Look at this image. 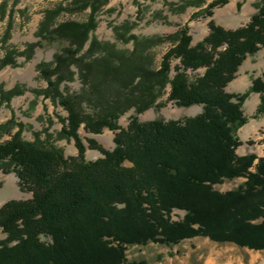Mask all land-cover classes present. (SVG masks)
<instances>
[{
	"label": "trees",
	"instance_id": "trees-1",
	"mask_svg": "<svg viewBox=\"0 0 264 264\" xmlns=\"http://www.w3.org/2000/svg\"><path fill=\"white\" fill-rule=\"evenodd\" d=\"M107 2L74 0L69 11L91 9L86 22H58L62 6L47 10L39 40L24 51L6 47L12 19L0 35V52L5 47L0 69L17 66L18 57L31 60L44 43L66 44L53 61L39 64L48 87L35 92L66 110L67 118L59 117L58 138L74 140L78 150L66 157L49 142L51 134L45 141L38 133L35 141L24 140L23 125L13 117L0 125V138L10 136L0 143V171L14 173L20 188L32 194L0 207V230L6 234L0 240V264H148L129 261L128 248H173L197 237L264 249V219L253 223L264 218V157L255 164L256 155L236 153L243 145L238 131L248 122L243 106L251 94L260 95L257 114H264V77L254 79L244 93L227 91L245 60L264 49V0L245 26L226 29L211 20L209 34L196 45L185 26L173 35L145 38L129 55L96 38L90 41L96 12ZM227 3L214 0L204 10L206 18ZM7 9L8 2H2L1 18ZM166 41L173 46L155 68L144 51ZM174 60L178 64L173 66ZM200 69L204 73L191 80L190 72ZM76 74L81 92L64 94L61 85ZM168 87L169 102L181 108L200 105L202 112L141 121L139 115L148 109L165 106L157 101ZM24 93L20 86L9 91L0 86L3 102ZM131 109L129 124L120 126V116ZM16 126L19 131L13 134ZM82 126L92 134L114 132V149L91 138L89 148L102 157L88 161ZM238 178L246 181L234 190L215 188ZM175 211H183V217L174 220Z\"/></svg>",
	"mask_w": 264,
	"mask_h": 264
},
{
	"label": "rangeland",
	"instance_id": "rangeland-1",
	"mask_svg": "<svg viewBox=\"0 0 264 264\" xmlns=\"http://www.w3.org/2000/svg\"><path fill=\"white\" fill-rule=\"evenodd\" d=\"M8 2L7 14L4 18L0 16V35H3L8 27L9 20H13L11 29V39L6 47L24 51L28 44L39 40L37 36L39 24L43 20L47 10H56L62 6V11L57 21H78L86 22L91 14V9L84 11H69L73 9L74 0H0ZM214 0H108L96 12L97 27L90 35V41L96 38L102 44L109 43L113 50L122 51L129 55L138 42L144 44L145 38L166 37L180 31L183 27H189V33L193 37L192 45L202 41L210 32L209 22L214 20L219 26L226 29H237L248 24L251 16L258 11L261 0H228V3L221 8L214 10L211 18H206L204 10ZM12 11L11 17L9 13ZM196 13H204L196 16ZM138 39H132L131 36ZM66 44L44 43L43 46L35 50L31 60L25 57L17 58V66H7L0 69V86L5 91L20 86L25 91L24 94L14 97L10 102H3L0 94V125L10 120L16 119V123L23 125L21 137L26 141H35L36 134L45 141L47 134L52 135L49 142L64 151L66 157H73L78 154L74 140L60 139L58 135L62 129V122L59 119L67 118L68 113L59 104H55L43 95H38L35 91H40L48 87L47 81L40 76L38 66L42 62H51L54 56ZM90 44L88 43L82 53L86 52ZM173 43L166 41L157 46L148 48L145 53L149 54L150 63L155 68H159L163 56L172 48ZM144 48V46H142ZM5 47L0 52V58L5 54ZM98 54H103L100 51ZM253 57V56H251ZM250 57V58H251ZM148 60V61H149ZM253 60V59H252ZM251 60V61H252ZM261 55L255 61L248 60L247 66L249 80L258 78L261 72ZM178 64L173 61V66ZM250 69H253L251 71ZM77 73V69H74ZM204 69L190 72L191 80L204 73ZM174 74V73H172ZM256 77V78H254ZM261 77V76H259ZM238 78V79H237ZM236 80L240 79L236 76ZM248 79L243 80L242 89L232 90L227 87L230 93H244L252 86ZM250 85V86H248ZM83 83L79 74L75 75L74 81L65 82L61 85L64 94L81 92ZM162 95L157 103H164L161 109L151 108L139 115L143 122L162 118L164 120H178L186 117H194L202 112V106L195 105L190 108H181L173 102H169L168 92ZM260 95L251 94L246 100L243 111L248 119L246 125L238 131V136L242 141L236 153L238 156L254 154L258 159L264 157V114H257L260 104ZM259 99V104L256 103ZM257 104V105H256ZM93 109V108H88ZM135 113L134 109L122 114L118 124L127 127L130 117ZM19 131L16 126L12 133ZM80 135L84 144L87 146L86 159L95 161L102 157L97 150L89 148L88 140L96 139L105 149L113 150L114 132L105 129L101 134H92L80 128ZM10 139L5 135L0 138V143ZM130 165V163H127ZM253 169V168H252ZM254 171V169H253ZM246 181L245 178H238L233 181H226L216 185L215 188L220 192H228L236 189ZM0 207L10 200H28L32 194L22 190L19 180L14 173L4 174L0 171ZM183 211H175L172 214L174 220L183 217ZM264 218L253 221L257 224ZM6 234L0 230V240ZM129 261L146 260L148 264H264V249L250 250L247 247H239L232 243H217L208 238L197 237L183 241L181 244L168 248L164 245L150 244L145 247L133 246L127 251Z\"/></svg>",
	"mask_w": 264,
	"mask_h": 264
},
{
	"label": "crops",
	"instance_id": "crops-1",
	"mask_svg": "<svg viewBox=\"0 0 264 264\" xmlns=\"http://www.w3.org/2000/svg\"><path fill=\"white\" fill-rule=\"evenodd\" d=\"M259 55H261V62H263L264 63V49H262V50H260L255 56H253V57H248L246 60H245V62L242 64V66L239 68V71H238V73H237V77L239 76V78L240 79H243V80H245V79H248L249 80V78H248V75L250 74L249 72H248V70H249V68L250 67H248L247 66V64H248V60H250V62L252 63V61H255V58L257 59L258 58V56ZM253 59V60H252ZM252 60V61H251ZM258 61V60H257ZM259 65H261V72H260V75L259 76H261V77H264V64H262V63H260L259 61L257 62ZM251 71H253V69H250ZM258 76V77H259ZM254 78H256V77H254ZM238 79V78H237ZM243 80H233L230 84H229V88H230V86H231V89L232 90H238V89H242V84H243ZM251 80L252 79H250L249 80V84L250 85H252V82H251ZM242 85V86H241ZM250 85H248V86H250ZM257 95V94H256ZM259 99H260V97H259ZM259 99H256V103L257 104H259ZM256 104V105H257Z\"/></svg>",
	"mask_w": 264,
	"mask_h": 264
}]
</instances>
